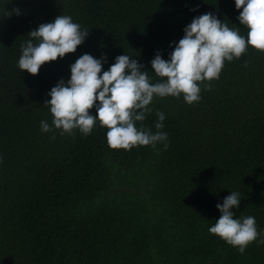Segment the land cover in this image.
<instances>
[{
	"label": "trees",
	"instance_id": "1",
	"mask_svg": "<svg viewBox=\"0 0 264 264\" xmlns=\"http://www.w3.org/2000/svg\"><path fill=\"white\" fill-rule=\"evenodd\" d=\"M241 10L234 0H0V264H264V244L241 254L208 231L232 191L236 216L264 231V51L225 61L219 79L198 82V102L154 97L138 126L158 131L164 112L167 149L112 148L99 122L88 135L40 125L53 119L47 93L80 55L105 57L107 70L128 54L155 83L150 61L168 58L193 17L212 12L246 36ZM59 14L89 31L83 43L35 75L20 70L28 32Z\"/></svg>",
	"mask_w": 264,
	"mask_h": 264
},
{
	"label": "clouds",
	"instance_id": "2",
	"mask_svg": "<svg viewBox=\"0 0 264 264\" xmlns=\"http://www.w3.org/2000/svg\"><path fill=\"white\" fill-rule=\"evenodd\" d=\"M234 4L236 9H242L237 19L247 28L246 36L212 12L193 17L183 28L182 38L170 42L169 46L174 47L168 58H162L157 51L150 61L155 75L163 78L155 83L149 71L128 54L116 56L107 70H102L105 57L80 55L69 66L70 78L67 81L61 78L47 93L50 99L44 105L53 119L51 125L42 120L41 131L47 133L54 127L61 135H73L74 130L88 135L99 122L106 126V141L112 148L130 150L146 145L155 148L162 143L167 149L168 133L159 131L164 127V112H156L158 131L152 132L142 123L138 126L152 113L149 105L154 97L182 95L188 104L198 102L201 99L198 82L219 79L225 61L239 58L249 46L264 51V0H234ZM88 32L69 15L59 14L39 24L28 32L32 39L21 45L18 68L37 74L46 62L74 53ZM205 88L210 90L211 84H205ZM93 108L95 115L89 111ZM241 198L239 192L232 191L222 203H217L220 216L208 231L243 254L253 241L264 244V238L258 239L264 236V231H258L254 216H236L233 209L239 208Z\"/></svg>",
	"mask_w": 264,
	"mask_h": 264
}]
</instances>
